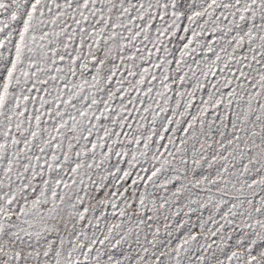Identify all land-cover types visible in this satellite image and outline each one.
Returning <instances> with one entry per match:
<instances>
[{"label": "snow or ice", "instance_id": "6c2138e0", "mask_svg": "<svg viewBox=\"0 0 264 264\" xmlns=\"http://www.w3.org/2000/svg\"><path fill=\"white\" fill-rule=\"evenodd\" d=\"M0 264H264V0H0Z\"/></svg>", "mask_w": 264, "mask_h": 264}]
</instances>
